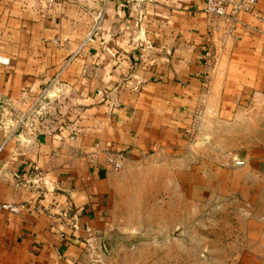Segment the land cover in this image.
Masks as SVG:
<instances>
[{"label":"crops","instance_id":"crops-1","mask_svg":"<svg viewBox=\"0 0 264 264\" xmlns=\"http://www.w3.org/2000/svg\"><path fill=\"white\" fill-rule=\"evenodd\" d=\"M204 4L0 1V200L21 205L0 212V264H117L131 172L171 159L211 177V143L245 160L219 170L251 195L236 264H264V0L237 18Z\"/></svg>","mask_w":264,"mask_h":264},{"label":"rangeland","instance_id":"rangeland-1","mask_svg":"<svg viewBox=\"0 0 264 264\" xmlns=\"http://www.w3.org/2000/svg\"><path fill=\"white\" fill-rule=\"evenodd\" d=\"M210 147L212 151L202 153L219 166L213 167L211 177L206 165L194 168V161L191 166L186 161L179 167L171 159L165 167L142 166L131 172L114 201L117 225L111 235L118 241L112 253L117 264H236V240L252 233L241 230L242 224L251 227V195L245 187L238 188L236 174L222 176L219 171L241 166L235 159L225 163L218 143ZM173 174L179 178L176 185L171 183Z\"/></svg>","mask_w":264,"mask_h":264},{"label":"built area","instance_id":"built-area-1","mask_svg":"<svg viewBox=\"0 0 264 264\" xmlns=\"http://www.w3.org/2000/svg\"><path fill=\"white\" fill-rule=\"evenodd\" d=\"M204 2V10L209 15H227L232 18H237L242 12L252 10L256 5L257 0H204ZM123 158V152H111L107 158V163L113 168L120 169L123 167ZM244 162L245 160L242 158H235L236 164H243ZM4 210L18 212L21 210V205L15 202L0 200V212Z\"/></svg>","mask_w":264,"mask_h":264}]
</instances>
